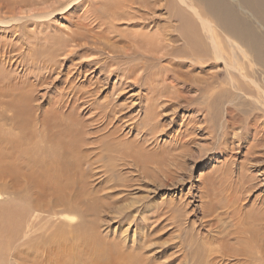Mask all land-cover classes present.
Segmentation results:
<instances>
[{"label":"rangeland","instance_id":"1","mask_svg":"<svg viewBox=\"0 0 264 264\" xmlns=\"http://www.w3.org/2000/svg\"><path fill=\"white\" fill-rule=\"evenodd\" d=\"M112 3L0 0V213L26 216L36 202L13 248L45 232L55 252L53 260L12 258L3 233L0 264H91L88 251L108 242L130 253L115 264H264V113H246L249 96L229 100L236 91L223 59L188 58L186 41L203 32L186 5ZM190 19L197 36L186 34ZM254 25L264 39V26ZM155 32L164 35L158 45L146 39ZM259 65L247 68L261 81ZM207 81L216 93L203 100ZM212 100L219 120L212 110L205 122ZM235 106L240 112L226 110ZM70 141L79 144V166L56 179L68 154L60 143ZM66 211L80 219L67 223ZM82 230L93 241L84 245ZM62 242L69 249L58 254Z\"/></svg>","mask_w":264,"mask_h":264},{"label":"bare ground","instance_id":"2","mask_svg":"<svg viewBox=\"0 0 264 264\" xmlns=\"http://www.w3.org/2000/svg\"><path fill=\"white\" fill-rule=\"evenodd\" d=\"M133 1L135 2L136 0H114L115 3H112V4H113V6L114 5L115 6H121V4H123V7H120V8H122V9L126 8L129 10V8H127V7H131V4L133 3ZM179 1L182 4H184V6L186 5L185 7H186L187 11L189 12V14L194 13V15L196 16L195 19L196 20L198 19L199 25L201 27V32H200L198 30L200 28L199 25L197 26L198 29H196L197 27L195 28L194 21H191L192 19H190L189 20L190 25L188 23V25L185 29L186 34L188 33V35L191 37L193 35L197 36L199 32L200 33L203 32L202 37L198 36L196 40H195V38H190V40H191L190 42L186 41L187 46L189 48V51L187 52V54H188L187 56L191 60V62L192 61L197 62V61L201 60V61H203V63H205L206 60H210V59L214 58V56H215V59H218V60L223 59L225 64H226V69L229 72L228 83L231 85V87L234 89V91H236L235 93H233L234 97L232 96V98H230L229 100L231 102L232 101L235 102V99L238 97H242L244 95L249 96L250 98H252V102H249L250 106L246 107L247 108L246 113H252L253 112L252 114L254 115V111H256V110H259V111L261 110L264 113V75H261L262 79H261V81H259L257 76H250L248 74L249 70L247 68V67H249V65H250V67H252L253 64L256 63V64H260L259 66L262 65V68L264 69V39H261L258 37L261 35L255 31V25H254V21H257L258 23H260L264 26V0H233V1H231V0H195V1L179 0ZM172 4H174V3H172ZM198 4H200L202 6H199ZM175 9H176V7H175ZM175 12H178V11L175 10ZM175 12H174V14H175ZM45 14L48 15V13H45ZM192 14H191V16H192ZM189 16L190 15H186L187 21H188L187 17H189ZM196 30H198L199 32L197 33ZM221 30H223L226 33V36L223 39L220 38V36L218 34L219 32H221ZM143 31L145 34V30H143ZM165 34H166V31H165L164 35ZM168 34L170 35V33H168ZM161 35L164 37L162 32L158 33L157 36H156V32H155V34L147 33L146 39L149 41L153 40V41H155V43H157L156 45H158L159 41L161 40L159 38ZM139 36H140V38L139 37L138 38L144 41L143 36L141 37V32H140ZM180 36H182V38L184 39L186 35L183 34L181 31V34L179 33L178 40H179ZM200 40H202V42ZM200 42H201V45H200ZM165 43H167V42H165ZM167 47H168V45L166 46V49H167ZM171 51H172V49H171ZM141 66L142 65H139V66L136 65L132 69L135 70L137 68V70H138V68H140ZM261 72L263 73V71H261ZM240 77L245 78V82L241 83ZM209 84H210V82H208V81L205 83L203 82L202 86L206 88L205 90L202 89V94L204 97L203 100H209L216 93L214 90L210 91V89L207 88ZM172 88H174V87L172 86ZM246 93H248V94L246 95ZM242 104H244V103L242 102ZM221 105H222V103H221ZM213 106H214L213 100H212V103L211 102L206 103L205 111L208 114L205 115V117H208V118L203 117L204 118L203 120L205 122H208L210 120L209 114H211L212 110L214 111V117L219 120V115H220L221 109L219 107L218 109L215 110V109H213ZM243 106H245V105H243ZM240 108H241L240 106H235L234 109L227 107L226 110L229 112H234V111L240 112L239 110H237ZM230 109H232V110H230ZM147 110H148V108H147ZM213 119H214L213 116H211V121H213ZM154 120H155V115L152 112H149L148 123L149 124L153 123ZM225 122H227V119ZM246 123H248V122H246ZM228 126H230V125H228ZM247 126L249 128L250 124L245 126L246 130H248L246 128ZM252 126L253 125H251V128H252ZM254 127H255V125L253 126V128ZM60 145L63 147L61 149V152L64 150V148H67V152H68V154H66L65 152H62L60 161H58V163H57L58 166H61V172L64 173V176L59 178L60 175L58 173L52 174V175H55L54 178H56V179H61L64 177L70 178L73 169L76 166H79V161H80L81 156H79L80 153H78V152H80V147H79V144H76V146H75L73 144V142H71V141L68 143L61 142ZM16 148H17V146L15 145L11 148V150L14 152L16 150ZM55 148H57V145L55 146ZM73 148H75V151H73ZM53 150H54V148H53ZM53 150L51 152H54ZM74 152L78 153L76 157L73 156ZM29 153H30V151H29ZM42 154H43V152H42ZM46 154H47L46 155V157H47L46 162L48 163V165L51 169L53 162H52V160H50L51 158L50 159L48 158L49 153L47 152ZM10 155L13 156L10 152H7L6 154H4L2 160H6L8 158V156H10ZM16 155H17V153H16ZM30 155H28L26 159H29ZM0 156H2V155H0ZM68 156L73 158V161L66 160V157H68ZM31 157H32V155H31ZM8 160H6V161H8ZM32 162L35 163L36 159H32L31 163ZM42 163H45V161ZM40 167H41V165H40ZM51 172H52V169L49 173L45 174V177L47 178L48 175L52 176ZM37 179L39 181H43V179L41 177H39ZM56 179H55V181H57ZM34 181H35V179H34ZM44 181L42 183H44ZM42 183L37 184L39 186V188L42 186ZM58 200L61 201V198L59 196H58ZM58 204H56V202H55L56 207ZM37 209H40V206L37 205L36 202H34V206H33V208H31V214H29V215L26 214V216L24 215V213H27V212L22 211L24 209L21 210L22 213L20 211H19L20 213H18V211H16V208H15V213L12 212L14 215L11 217L9 216L10 215L9 213H11V212L8 213L6 210H5L6 211L5 213H3V211L0 213V235L3 233L6 235L7 240L5 243V248L9 249L10 257L15 258V259H20L22 261H27V260L37 261L40 257L49 258L48 256H50L53 260V253L52 252H54V249L48 248L47 241L44 240L45 232L37 234V236L40 238L28 241L25 246H17L15 248H13L14 247L13 243H15V241L20 237L21 228L25 227L26 224L29 226L31 225V219L30 218L33 216L34 211H37ZM56 210L53 209V211H52L54 216L57 214ZM28 213H30V212L28 211ZM61 216L65 219V221L67 223H74L80 219L79 214L69 213V212L67 213V211H66V213L63 212ZM7 221H10L11 223L6 224ZM28 223H30V224H28ZM67 230H68V232L70 231L69 228H67ZM82 232L85 236V238L83 240L84 245H86V243H85L86 241H93L94 238H92V234H91L90 230H82ZM27 233H25V235ZM61 235L64 238L65 235H63V234H61ZM29 237H30V235H29ZM54 239L56 240V238H54ZM255 240H256V238H255ZM261 240H263V239H261ZM249 243H250V241H249ZM260 243H261V241L258 244H260ZM252 244H254V243L252 242ZM258 244H257V246H258ZM66 247H68V249H69L68 245L64 244L63 242L60 243V246L57 249L58 254L61 252H64ZM1 248L2 247H1V236H0V249ZM94 248L95 249L93 251L90 249L88 251V254H87L88 259L90 261H92L91 264H115L117 261L122 262L125 259H127V257L129 258L128 255L130 254V253L125 252L124 250H121L118 247V245H116L114 242L101 243V244L95 246ZM246 249H248L247 251H249V253H251V252L255 253V250H254L255 247H250V245H249V247ZM256 250H257L256 253L261 252V251H258V249H256ZM54 254H55V252H54ZM258 255H261V254H258ZM54 258H55V255H54ZM56 258H58V255ZM129 264H131L130 261H129Z\"/></svg>","mask_w":264,"mask_h":264}]
</instances>
